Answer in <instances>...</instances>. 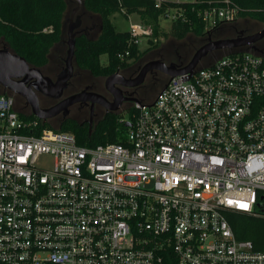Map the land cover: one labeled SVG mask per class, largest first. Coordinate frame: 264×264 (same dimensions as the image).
<instances>
[{
    "label": "built area",
    "instance_id": "1",
    "mask_svg": "<svg viewBox=\"0 0 264 264\" xmlns=\"http://www.w3.org/2000/svg\"><path fill=\"white\" fill-rule=\"evenodd\" d=\"M238 12L224 0L201 18L208 30ZM129 31L136 43L152 28ZM15 101L0 93V264H264L227 219H264V53L238 47L169 77L133 102L124 142L35 134Z\"/></svg>",
    "mask_w": 264,
    "mask_h": 264
},
{
    "label": "trees",
    "instance_id": "2",
    "mask_svg": "<svg viewBox=\"0 0 264 264\" xmlns=\"http://www.w3.org/2000/svg\"><path fill=\"white\" fill-rule=\"evenodd\" d=\"M228 1L239 8L238 16L261 23L264 21L262 15L264 0ZM82 2L85 11L98 17L99 33L95 38L76 33L74 62L78 69L93 76L104 77L118 69L126 68L150 47L157 45L148 38L151 46L140 51L138 42L131 40L129 24L123 30L116 28L111 20L114 13L120 14L126 20L132 13H137L158 25L159 18L167 16L168 12L173 10L175 14L171 18L170 32L177 39L184 38L188 32L198 37L218 39L236 36L244 31L235 25L221 29L220 26L227 22L218 19L206 30L205 22L201 18L202 11L212 6H222L224 0L163 1L158 6H155L153 0H82ZM68 5V0H0V39L31 66L41 68L48 62L51 51L61 48V40L65 33L63 21ZM234 49L228 50V53L235 51ZM242 49L253 48L245 46ZM101 55L106 56L104 62L101 61ZM211 63L213 61L204 66ZM1 92L3 91L0 89ZM128 112L131 119L133 109L130 107ZM22 117L37 119L35 134L43 128H57L71 132L76 142L84 146L124 142L127 131L125 120L118 112H106L92 123L91 128L87 121H77L73 118H66L57 127H52L48 121L43 122L32 114ZM227 219L237 238L248 239L256 250H264L263 218L230 212ZM161 264H174V261L166 256Z\"/></svg>",
    "mask_w": 264,
    "mask_h": 264
},
{
    "label": "water",
    "instance_id": "3",
    "mask_svg": "<svg viewBox=\"0 0 264 264\" xmlns=\"http://www.w3.org/2000/svg\"><path fill=\"white\" fill-rule=\"evenodd\" d=\"M75 1L77 5L74 7L73 12L79 7L83 8L82 0ZM76 18V21L70 23L67 28V39L65 41L67 49L64 57L65 66L55 81L44 75L41 72L40 67L31 66L22 56L13 52L7 45L0 49V86H2L3 89L15 92L24 97L26 104L30 107L31 113L43 122H46L48 119L59 113H62L65 118L67 116L68 106L76 102H90V112H92L93 104L95 102L101 104L110 112H117L123 101H137L136 98L124 94L121 87L137 86L143 81L145 74L149 70L159 69L165 72L169 77L183 73L191 74L193 69L198 66L201 59L211 50L238 48L243 46H251L256 50V48L253 47V43L264 36V27H262L260 30L246 35L240 33L239 35L232 37L218 39L208 38L206 42L202 43L194 51L190 59L184 64L180 65L172 62L166 63L160 59H151L145 62L138 73L133 77H125L118 72L105 76V88L112 96L110 100L99 93L83 90L57 101L49 107H41L36 92L57 99L62 95V92L71 77L75 66V28L80 24L79 17ZM21 77L22 80L16 81L17 78ZM27 80H30V83L25 85ZM91 115L92 113H90V118L87 120L89 128H91L92 125ZM125 125L130 126L131 122L126 121Z\"/></svg>",
    "mask_w": 264,
    "mask_h": 264
},
{
    "label": "rangeland",
    "instance_id": "4",
    "mask_svg": "<svg viewBox=\"0 0 264 264\" xmlns=\"http://www.w3.org/2000/svg\"><path fill=\"white\" fill-rule=\"evenodd\" d=\"M171 1H174V0H171ZM179 1H191V0H179ZM174 14H175V11L172 10L168 12L167 16L160 17L158 20V25H155V23H153L151 20H149L148 18H144L143 16H140L137 13H132L129 16V20H126L123 16H121L118 13H114L113 15H111V20L115 24L118 30L125 29L128 26L129 22H133V23L142 22L143 24H147V26L150 25V27L152 28V32L150 34H144V35L139 36L138 47L140 51H143L144 49H147L148 47H150L151 44L148 38H151V40L155 42L157 45L155 47H150L149 50L144 54V56L143 55L140 56L141 58L138 59L137 62L135 63L133 62L131 66L132 71L136 69V66L142 65L146 60H150V59H162L165 62H174V63H178L180 61L182 62L184 60L186 62L190 59L194 51L202 43L207 41L208 37H198V36H195L191 32H188L186 36L182 39H177L174 36H172L170 32V24H171V18L174 16ZM262 23L264 24V22ZM262 23H259L255 20H251V19H248L246 17H241V16H239L234 21H232V25H235L236 27H238L239 30L240 29L244 30L242 35L254 33L260 30L262 27H264ZM98 33H99L98 24L94 26L93 28L87 29V35L90 38H95L98 35ZM63 39L66 41L67 39L66 34ZM259 42L263 45L261 52H264V36L261 39H259ZM66 49H67V44L66 42H64L60 50H55V49L52 50L50 53V55L52 56V59L56 60V59H59L60 57L64 59L65 54H66ZM228 50L230 49L223 48V49H219L217 53L208 54L204 59H202L199 62L198 66H204L208 62L215 61L220 56L224 55L225 53H228ZM209 55L211 56L209 57ZM105 59H106V56L101 55V61L104 62ZM103 80H104V77L99 78V80H97L96 86L98 88L103 87ZM147 100L148 99H144V101H147ZM15 102H16V107L19 110H22L21 112L22 115L27 116L28 114H32L30 107L27 104H25L26 102L22 101L21 98L17 97ZM42 102L43 101H39L40 106ZM126 106L127 105L123 104L117 110L118 113L122 114L123 119L129 118L128 109L125 110ZM91 113H93L91 115L92 123L102 117L100 110L95 109V110H92ZM69 115L71 116V118L73 117L78 121H87L90 118V109L88 107H83L80 111H77V112L71 111ZM48 122L50 123L52 127L58 126V122L51 118L48 120Z\"/></svg>",
    "mask_w": 264,
    "mask_h": 264
},
{
    "label": "flooded vegetation",
    "instance_id": "5",
    "mask_svg": "<svg viewBox=\"0 0 264 264\" xmlns=\"http://www.w3.org/2000/svg\"><path fill=\"white\" fill-rule=\"evenodd\" d=\"M68 1H69L68 9H67L65 16H64L65 17L64 18V32H65L64 36H65V34L67 35V28H68L69 24L76 21V19H77L76 17H79L80 24L77 28H75V32L76 33H83V34L87 35V29L93 28L94 26H96L98 19L90 17L88 12L85 11L81 7H79L78 9H76L73 12V9H74V7H76L77 3L75 0H68ZM259 23H261V22H259ZM90 25H91V27H90ZM231 25L232 24H230V22H227V23L222 24L220 26V28L221 29H227V28H230ZM240 33H242V32H240ZM239 34H237V35H239ZM208 38H210V37H208ZM64 42H65V40H64ZM5 46H6V44L4 43V41L2 39H0V49L4 48ZM253 47L256 48V51L261 52L263 45L258 40L255 43H253ZM228 49H234V48H228ZM217 50H219V49L211 50L202 59H204L208 54L217 53ZM145 53H143L142 55L144 56ZM210 56L211 55H209V57ZM140 58L141 57H139L138 59H140ZM138 59L136 61H134V63L137 62ZM160 60H162V59H160ZM147 61L148 60H146L145 62H147ZM186 62L184 60L182 62L180 61V62L175 63V64L181 65V64H184ZM166 63H171V62H166ZM172 63H174V62H172ZM132 64L133 63H131L126 68L118 69L115 72H118L119 74H121L125 77H133L138 73V71L140 70V68L143 64L136 66L137 70L135 69L133 71L131 70ZM64 66H65L64 59H62V57H60L59 59L53 60L52 56L49 55V60L44 66L41 67V72L44 75L50 77L53 81H55L57 79V76L62 72ZM102 77L103 76H93L89 72L84 71V70H80L77 67L75 68V66H74L71 77L69 78V80L67 82V86L64 88L62 95L59 98L54 99V98L45 96L40 92H36L37 99H38V101H43L41 103L42 107H49V106L55 104L57 101H60V100L66 98V97H68L74 93L86 90V91H93V92L99 93V94L103 95L104 97H106L107 99L110 100L112 98V96L105 88V83H104L105 76H104V80H103V87L98 88L96 86L97 80H99V78H102ZM168 78H169V76L165 72H163L159 69H151L145 74L144 79L140 84H138L137 86H133V87H121V89H122V92L124 94L130 95L131 97H134L137 100H144V99L150 100V99H153L155 97V95L157 94V92L166 84ZM19 80H22V77L16 79V81H19ZM29 83H30V80H27L25 82V85H28ZM0 89L2 91L10 92L14 96L15 100L17 97H19L22 99V101H26L24 97H22L21 95H18L15 92L9 91L7 89H3L2 86H0ZM133 102L134 101H123L121 103V105H123V104L127 105L126 109H125V110H127L130 107H132ZM90 106H91L90 102L73 103V104L68 106V108H67L68 112H67V116L65 118H69V117L71 118V116L69 115L71 111L77 112V111H80L83 107H88L90 109ZM95 109L100 110V113L102 116L106 112H110V111L106 110L101 104L96 103V102L93 104L92 110H95ZM65 118L62 115V113H59L56 116L52 117L51 119L57 121L59 124ZM73 119H75V118H73Z\"/></svg>",
    "mask_w": 264,
    "mask_h": 264
},
{
    "label": "crops",
    "instance_id": "6",
    "mask_svg": "<svg viewBox=\"0 0 264 264\" xmlns=\"http://www.w3.org/2000/svg\"><path fill=\"white\" fill-rule=\"evenodd\" d=\"M88 14H89L90 17H92V18H97V19H98V17H97L96 15H93L92 13L88 12ZM129 16H130V15H129ZM129 16H128V20H129ZM64 18H65V17H64ZM131 23H133V22H131ZM129 24H130V22H129ZM63 44H64V39L61 40L60 47H62Z\"/></svg>",
    "mask_w": 264,
    "mask_h": 264
},
{
    "label": "snow or ice",
    "instance_id": "7",
    "mask_svg": "<svg viewBox=\"0 0 264 264\" xmlns=\"http://www.w3.org/2000/svg\"><path fill=\"white\" fill-rule=\"evenodd\" d=\"M240 207H242V208H246L247 205L242 203V204H240Z\"/></svg>",
    "mask_w": 264,
    "mask_h": 264
}]
</instances>
